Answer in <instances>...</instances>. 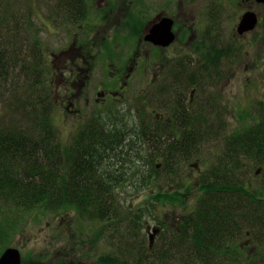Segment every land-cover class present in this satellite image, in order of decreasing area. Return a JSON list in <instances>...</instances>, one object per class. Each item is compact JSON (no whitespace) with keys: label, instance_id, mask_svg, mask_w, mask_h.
<instances>
[{"label":"trees","instance_id":"trees-1","mask_svg":"<svg viewBox=\"0 0 264 264\" xmlns=\"http://www.w3.org/2000/svg\"><path fill=\"white\" fill-rule=\"evenodd\" d=\"M63 1L55 2L60 7ZM4 2L8 4L9 0ZM31 3L38 6L37 0ZM27 17L14 12L11 7L0 9V31L3 30L4 40L3 50L0 46V106L5 102V111L0 110V203L26 211L38 206L53 212L72 207L90 218L107 221L111 206L124 203L120 197L127 186L137 195L145 194L150 187L157 186L156 176L162 168L170 178L171 186H177L179 191L164 194L155 191L156 198L160 202L183 204L186 196L180 192L184 187L180 164L183 158L189 161L195 156L193 153H197L198 148L196 131L200 130V137H203L204 130L187 127L186 114L177 119L176 114L171 113L172 128L177 130L176 122L184 127L181 132L172 131L174 137L168 145L166 159L162 164H151L152 167H147L145 128L130 132L118 126L108 132L96 115L95 119L87 120L79 127L69 146H64L53 124L57 104L42 79L46 70L42 56H37V34L31 35L28 29L31 24L22 21ZM6 24L17 27L14 39H11L13 30L8 32ZM215 52L216 59L222 56L217 48ZM210 58H215L214 53ZM16 70H19L18 75L14 73ZM15 79L17 87L12 83ZM257 110V123L224 136L221 148L224 157L199 179V203H237V206H197L180 223L177 220L172 229L162 221L165 229L154 238L151 247L148 235L146 238L143 227L137 224L140 216L131 218L129 238L124 242L127 236L122 232L118 239V243L123 242L122 246L126 242L128 245L116 251L108 245V250L99 256L96 264H171L174 256L178 264H211L217 257L210 252L222 245V239L228 236L230 220L239 213L238 193L247 194L228 174L235 171L238 178L253 172L249 166H264V100ZM118 123L127 128L122 121ZM148 131L151 133L148 141L162 140L160 132ZM127 132L131 134L129 137L141 138L142 146L131 140L132 145L129 142L126 151L117 152ZM108 161V168L103 169ZM140 162L142 169L136 168ZM118 187L125 191H118ZM247 197L258 207L245 210L240 220H252L253 225L248 230L264 240V204L259 195ZM147 198L146 204L154 202L150 194ZM133 213L131 210L130 214ZM5 235V228L0 227V244ZM111 240L116 239L112 237Z\"/></svg>","mask_w":264,"mask_h":264},{"label":"rangeland","instance_id":"rangeland-1","mask_svg":"<svg viewBox=\"0 0 264 264\" xmlns=\"http://www.w3.org/2000/svg\"><path fill=\"white\" fill-rule=\"evenodd\" d=\"M55 1L57 0H37L38 6H35L31 3L32 0H9L8 4L4 0H0V9L7 6L23 17L28 16L26 20L22 21L24 24H31L28 28L31 35L37 34V50L39 49L37 56H42L46 70L42 79L51 89L50 96L55 99V105L57 104V111L53 115V124L58 139L64 146L71 144V139L78 130H71L73 123L81 124L80 127H82L87 120L95 119V115L96 119H102L101 126L110 132L111 129H108L107 126L108 119L112 118V113L116 110L120 112L117 119H121L127 126V128L123 126V129H129L130 132L134 130L131 126L146 129L147 136L144 145L149 160L147 167H152L151 164H162L166 159V155L169 153L168 145L174 137L172 131L181 132L184 127L183 124L177 122V130L172 128V122L163 125L155 124L157 120L154 116L155 112L168 116L173 108L176 111V104H181L183 106L181 109L184 112L176 115L177 119L186 114L187 127L204 130L203 137H200V130L196 131L198 138L195 144L198 145L196 151L198 155L189 161L183 158L180 164V177L192 176V183L188 185V188L180 189V192L186 196L183 204L160 202L159 198H156L155 191L160 193L161 186L166 188L172 185L170 178L162 168L156 176L155 185L157 186L150 187L144 192L145 194L137 195L127 186L126 192L120 197L124 203L122 206H116L118 209L115 206L111 207L107 221L97 217L90 218L89 215L81 214L72 207L53 212L38 206L26 211L0 203V227L1 229L5 228L6 232L5 240L0 244V255L6 248L14 247L20 251L22 264H52L63 256L64 260L70 264H78L83 260L86 264H94L99 256L108 250V245L114 247V251L126 245L124 243L122 246L123 242L118 243L120 242L118 239L122 232L127 236L123 241L129 238L130 228H132L131 218L135 219L140 216L137 224L143 227L147 238L148 228V231L151 232L157 224L165 221L166 225L172 229L177 221L176 215H190L194 212L197 206H193V204L199 203L201 198V192L197 189L199 179L198 183L193 181L197 176L196 169H198L194 167L195 161L200 163L199 171L201 173H208L214 163L218 164L217 160L224 157L221 151L224 136L231 135L236 130H244L247 126L257 123V107L264 100V37H261V31L255 36L245 39L234 37V26L237 23L240 9L236 4L229 3L230 0H195L185 2L184 6L179 8L176 7V3L178 4L179 1L174 3V0H162L161 8L166 11L164 12L166 14L179 11L187 12L191 16L192 11H187V9L194 10V15L197 16V21L200 22L199 24L203 26L204 30L197 35L196 39L188 40L189 44L187 45L193 46L192 49H195L196 44H201L202 50L206 46H214L226 51V57L222 58L215 73L210 74V77L200 83L201 87L194 96L190 93L191 87L187 82V71L182 75L177 73L171 78L165 77L158 81L153 80L152 73H149L150 75L148 74L145 80L130 82L125 99L113 111L96 110L94 113L91 105L86 108L80 106L78 111L76 110V115L79 117H75L76 115L65 117L61 105L57 101L61 88L59 71L63 67L59 66L60 57L58 54L63 48L69 29L74 26L64 24L63 6H54ZM154 1L147 0L149 13L154 11L156 5ZM217 2H219V6ZM144 4H142V10ZM217 8L220 9V17ZM6 25L8 32L13 30L11 39H14L17 27ZM28 38L30 40V36ZM0 46L3 50V30L0 31ZM178 48L179 46H176L169 49L168 52H163L159 58L150 49H147V57L157 58L155 60L160 58L176 59L179 63L184 64L187 59H191L192 53L190 50L180 51ZM194 53L196 52L194 51ZM200 53L201 51H199ZM51 54H56L57 57L50 59ZM18 71L14 72L15 75H18ZM219 73L222 77H214ZM12 83L17 87L16 79ZM141 87L142 99H138ZM4 106L5 102L0 106V110L5 111ZM148 130L160 132L162 140L148 141L151 134ZM130 132L124 135V140L117 147L119 149L117 152L126 151L128 143L130 142L132 145V141L135 145L142 146V139L133 134L132 137H129ZM108 165L109 161L102 168L107 169ZM136 168L142 169V162ZM228 175L232 180H236L235 171H231ZM250 175L253 176L254 173L251 172ZM241 176L245 177L244 175L239 177ZM118 191H125V189L118 187ZM149 194L154 200L152 204L145 203ZM131 210L135 213L130 214ZM61 215H66L63 223ZM60 223L64 226L60 227ZM240 224L244 231L253 225L250 219L240 220ZM65 229H69V231L64 233ZM242 233L243 231H241ZM112 237L116 240L109 241ZM158 248L160 247L158 246ZM173 258L171 264H178L175 259L177 257ZM236 260L237 258L220 256L214 259L211 264L214 262V264H222V262L223 264H244V258H242L243 262ZM255 264H264V262Z\"/></svg>","mask_w":264,"mask_h":264},{"label":"flooded vegetation","instance_id":"flooded-vegetation-1","mask_svg":"<svg viewBox=\"0 0 264 264\" xmlns=\"http://www.w3.org/2000/svg\"><path fill=\"white\" fill-rule=\"evenodd\" d=\"M161 1H154L156 5L154 11L151 13L148 10L147 0L63 1L62 13L64 24H72L74 26L69 29L65 43L62 46L63 48H61L58 54V57H60L59 66L63 67L59 71L61 88L57 101H59L65 117L76 115V110L78 111L80 106L86 108L91 105L94 113H96V110L113 111L125 99L130 82L145 80L149 73H152L151 77H153V80L158 81L165 77L171 78L177 73L182 75L187 71V82L190 84V93L193 96L201 87L200 83L210 77V74L215 73V69L218 68L219 63L224 57V51L217 48L222 56L216 59V47L214 46H206L202 50L201 44H196L195 49L191 48L193 46L187 45L189 44L188 40L196 39L197 35L204 30L203 26L199 24L200 22L197 21L194 10L187 9V11H192L191 16L187 12L179 11H172L173 14H166L164 13L166 11L161 8ZM177 1L179 3H176V7L179 8L180 6L183 7L185 2H193L195 0H174L173 2ZM229 3L236 4L240 9L237 23L234 26V37L236 39L253 37L259 31H261V37H264V6L262 2H259V0H230ZM142 4H144L143 10ZM217 5L219 6V2H217ZM54 6L59 7L56 2ZM130 8H132V11H130ZM248 12L255 17V24L252 29L240 34L238 32V25L244 14ZM217 13L220 17L219 8H217ZM163 19L169 20L171 25L170 32L174 36L172 43L166 47L154 45L146 41V37L149 35L148 32L155 25L161 23ZM176 46H179L178 49L180 51L190 50L192 53L191 59H187L184 64L179 63L176 59L160 58L155 60L163 52H168L169 49ZM147 49L155 53L157 58L147 57ZM199 51H201L200 54ZM213 53L215 58L211 59L210 55ZM56 57V54H51L50 59ZM214 77H222V75L219 73ZM140 89L138 99H142V87ZM175 106L176 111L173 108L168 116L155 112L154 116L157 118L155 124H169L173 119L170 118L172 112L175 111L176 115L181 114L179 112H184L181 109L183 107L181 104H176ZM119 113V111H113L112 118L109 117L108 119V129H115L118 126L123 127V125L118 123L122 121L121 119H117ZM256 114L257 118H259L258 111ZM75 117H79V115ZM80 126L81 124L75 122L71 130H77ZM131 127L134 130L142 131V128L139 126H135V128ZM193 154H195L193 158L198 155L197 153ZM199 164V162L195 161L194 167L198 169H196L197 176L193 181L196 183H198L201 174H207L199 171ZM249 167L253 168V176L246 175L245 177L236 178V181L241 184L239 189L247 193L245 195L238 193L239 213L235 215V219L230 220L227 230L228 236L222 239V245L215 247L210 253L216 255V257L237 258L236 261L240 260V262H243L242 258H244V264H255L264 262V240L258 239L251 230L244 231V228L240 224V218L244 216L243 212L245 210H252L258 207V204L252 203L247 195H259L264 204V195H262L264 192H261L264 190V166L263 164H256ZM185 178L187 179L185 180ZM185 178L181 180L184 185L183 190H186L188 185L192 183V176ZM160 188V194H164L166 191H170L171 193L179 191L177 186L166 188L165 186H161ZM206 205L237 206V203L201 204L197 202L196 205L193 204V206ZM185 216L176 215L178 223ZM60 217L62 222L66 215H61ZM62 223H60V227L64 226ZM162 224H157L155 229L158 233L156 236L160 235L165 229ZM148 230L149 228L147 229V235L150 233ZM67 231L69 229H65L64 233ZM241 231H243L244 237H242ZM213 241L216 242V239L214 238ZM126 245H128V242H126ZM107 247L109 248V246ZM111 249H114V247L111 246ZM68 263V261L64 260L63 256L52 264ZM84 263L83 260L78 264Z\"/></svg>","mask_w":264,"mask_h":264},{"label":"water","instance_id":"water-1","mask_svg":"<svg viewBox=\"0 0 264 264\" xmlns=\"http://www.w3.org/2000/svg\"><path fill=\"white\" fill-rule=\"evenodd\" d=\"M259 2H262L264 6V0H259ZM254 24L255 17H253V15L248 12L242 17V20L238 25V32H240V34L243 32H247L253 28ZM170 31L171 25L169 20L163 19L161 23L155 25L150 30V32H148L149 35L146 37V41H149L154 45L166 47L171 44L174 39V36ZM157 233L158 231L156 229H152V231L149 233L147 238L149 239L150 243L149 247H151L154 241V237ZM0 264H21V255L19 250L14 247L6 248L0 255Z\"/></svg>","mask_w":264,"mask_h":264}]
</instances>
